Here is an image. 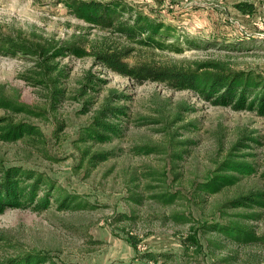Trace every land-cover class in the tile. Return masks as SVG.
I'll use <instances>...</instances> for the list:
<instances>
[{
  "label": "rangeland",
  "instance_id": "374dc122",
  "mask_svg": "<svg viewBox=\"0 0 264 264\" xmlns=\"http://www.w3.org/2000/svg\"><path fill=\"white\" fill-rule=\"evenodd\" d=\"M125 1L171 24L184 47L180 52L138 48L130 62L216 60L264 75V0ZM241 4L251 10L242 11ZM101 33L70 14L60 0H0V35L56 49ZM35 59L0 52V92L32 111L0 107V114L39 125L45 142L0 140V164L43 172L86 206L68 210L53 203L42 212L8 208L0 213V258L39 251L56 264H264V241L242 243L208 228L239 219L264 236V209L224 206L238 193L264 189V116L213 105L163 83H138L89 56L73 54L56 58L68 65L69 76L63 81L64 97L55 104L49 90L22 76ZM89 69L107 82L96 89L83 87ZM108 100L126 105L129 116L122 120L120 137L92 146L112 156L91 168L81 158L77 139ZM233 150L245 155L254 171L237 173L236 184L200 200L197 184ZM172 192L181 198L167 203L163 195ZM254 211L260 218L249 220L246 214Z\"/></svg>",
  "mask_w": 264,
  "mask_h": 264
},
{
  "label": "trees",
  "instance_id": "16d2710c",
  "mask_svg": "<svg viewBox=\"0 0 264 264\" xmlns=\"http://www.w3.org/2000/svg\"><path fill=\"white\" fill-rule=\"evenodd\" d=\"M60 2L74 17L85 22L89 28H97L102 33L92 39L86 37L81 40L82 43L73 40L56 49L34 46L22 38L0 35V52L12 55L25 53L36 58L29 73L22 76L31 84L49 90L55 104L64 97L63 81L69 76L68 65H61L56 58L73 54L79 57L89 56L93 58L95 64L138 83L146 81L163 83L178 91L189 90L213 105L228 106L236 111H253L264 116V75L252 69H234L230 64L216 60L195 62L192 65L162 64L147 59L130 62L129 58L138 48L182 51L184 47L180 44V37L174 34L173 26L147 12L131 7L125 0H60ZM238 7L242 11L251 10V5L248 4H241ZM79 36L75 35L77 39ZM170 38L174 41L169 42ZM106 82V78L93 74L89 69L82 84L83 87L96 89V85ZM82 93H87V89L83 88ZM126 97L125 94H116L118 99ZM0 107L13 112L32 113L28 107L16 104L1 92ZM128 116L126 105L108 100L97 110L92 121L81 128L77 142L82 145L81 158L86 160L87 166L95 168L112 156L111 151L93 149L92 146L105 144L120 137L124 128L122 120ZM0 140L5 142L29 140L43 144L45 134L35 123L0 114ZM234 150L240 148L236 147ZM234 150L226 156L211 176L197 184L195 191L200 200L236 184L240 178L238 174H250L254 171V166L247 159H243L242 156L245 155H239ZM179 194L172 192L163 195V199L167 203H173L177 198H181ZM53 203L59 209L68 210L86 206V203L75 194L65 191L43 172L23 165L0 164V213L8 208H30L42 212ZM224 206L232 209H264V189H249L238 193L229 198ZM246 216L249 220H257L261 214L254 211ZM208 228L242 243L264 241V236L257 234L251 223H242L239 219L227 225L210 224ZM0 264L56 263L45 253L27 251L2 257Z\"/></svg>",
  "mask_w": 264,
  "mask_h": 264
}]
</instances>
